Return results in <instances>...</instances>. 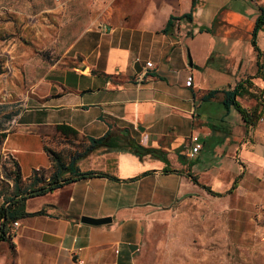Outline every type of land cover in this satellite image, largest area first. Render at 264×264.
Returning <instances> with one entry per match:
<instances>
[{"label": "crops", "instance_id": "1", "mask_svg": "<svg viewBox=\"0 0 264 264\" xmlns=\"http://www.w3.org/2000/svg\"><path fill=\"white\" fill-rule=\"evenodd\" d=\"M109 2L43 0L40 12L49 17L71 8L88 14L60 60L46 66L39 57L37 66L28 65L29 87L3 146L24 181L33 171H56L47 149L66 165L78 156L81 172L115 179H82L27 200V213L42 214L18 220L14 236L0 242V264H138L146 230L168 219L179 201L201 192L222 198L237 183H264V122L248 125L237 110L225 108L222 93L202 100L239 85L254 93L264 82L256 50L264 53V29L253 43L264 0ZM190 13L191 20L181 19ZM171 18L177 20L164 32ZM109 133L118 143L129 137L156 153L140 158L97 147L86 154L89 139ZM191 135L202 142L194 159L184 154ZM223 183L232 185L221 191ZM83 217L111 221L96 226L82 223Z\"/></svg>", "mask_w": 264, "mask_h": 264}, {"label": "rangeland", "instance_id": "2", "mask_svg": "<svg viewBox=\"0 0 264 264\" xmlns=\"http://www.w3.org/2000/svg\"><path fill=\"white\" fill-rule=\"evenodd\" d=\"M41 1L0 0V192L13 185V161L4 150L3 134L29 87L26 69L37 66L39 57L46 66L60 60L88 14L71 8L49 17L40 12ZM260 86L252 91L264 99V82ZM257 99L240 101L251 110ZM228 184L218 188L223 191ZM237 185L231 196L201 192L179 201L168 219L146 230L138 264H264V183Z\"/></svg>", "mask_w": 264, "mask_h": 264}, {"label": "trees", "instance_id": "3", "mask_svg": "<svg viewBox=\"0 0 264 264\" xmlns=\"http://www.w3.org/2000/svg\"><path fill=\"white\" fill-rule=\"evenodd\" d=\"M194 6V2H193ZM181 19L191 20V13L184 15ZM173 20H177L175 18H171L168 21L167 27L164 32H168L170 27L172 26ZM264 29V9H261L260 16L256 21V25L253 32L254 44L256 46V36L258 31ZM258 53L259 66L262 68L264 66V53H262L256 47ZM249 88H251L252 83L250 81L245 82ZM223 94L222 103L227 110L230 108H234L237 112L240 113L244 122H246L250 126H255L264 114V100L259 97L257 99V94L252 93L247 89L244 85H239L232 90H215L208 92L203 98V101H209L215 98L218 94ZM249 96L251 98L257 99L256 105L248 110L237 101L238 97ZM57 130L64 135L78 137V133L67 127V126H58ZM3 137H6V134H3ZM91 144L90 148L86 151V154L90 152L92 149L97 147H104L107 149H120L121 151H127L138 155L142 158L145 155L152 154L154 155L156 152L144 149L142 146L138 145L133 139L129 137H124L119 143L116 140H112L111 133L107 134L105 137L100 139H89ZM52 161L54 162L55 172L50 176H45L44 172L33 171V174L30 179L24 181L22 179L20 168L16 161H13V171L10 173L13 177V185L10 191H1L0 197L4 198V204L0 208V242L7 241L11 239L10 237V228L13 222L18 221L20 219H24L33 215H40L41 212L36 214H29L25 210L26 202L30 198H34L37 196H43L53 190L61 188L65 184L72 183L82 179H88L93 177H109L115 179L114 177L109 176L103 172L96 171H86L81 172L79 169L75 167V162L78 156L71 159L69 165H66L64 161V157L55 153L49 149H47ZM64 158V159H63ZM12 159V158H11ZM65 173L69 175L66 176ZM190 178L197 183V179L195 177L190 176ZM29 183V184H27ZM205 188L209 193H213L209 188ZM216 196H221L216 194Z\"/></svg>", "mask_w": 264, "mask_h": 264}, {"label": "built area", "instance_id": "4", "mask_svg": "<svg viewBox=\"0 0 264 264\" xmlns=\"http://www.w3.org/2000/svg\"><path fill=\"white\" fill-rule=\"evenodd\" d=\"M55 1H59V0H55ZM250 1L255 2L256 0H250ZM146 67L151 68L152 64L146 63ZM192 85H193V77H188L186 81V86L190 87ZM260 121L261 122L264 121V118L262 117ZM201 149H202V142H201L200 137L197 135H191L188 141V147L185 150L184 154L188 159H194L198 155ZM19 226H20L19 221H15L12 223L10 232H9L10 237L14 236ZM78 264H82V263L79 262Z\"/></svg>", "mask_w": 264, "mask_h": 264}, {"label": "water", "instance_id": "5", "mask_svg": "<svg viewBox=\"0 0 264 264\" xmlns=\"http://www.w3.org/2000/svg\"><path fill=\"white\" fill-rule=\"evenodd\" d=\"M111 220L109 218H103V219H91L88 217L81 218L82 223L91 224V225H103L106 223H109Z\"/></svg>", "mask_w": 264, "mask_h": 264}]
</instances>
